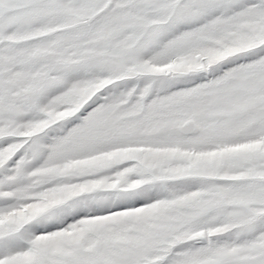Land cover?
Instances as JSON below:
<instances>
[{
	"label": "snow or ice",
	"instance_id": "6c2138e0",
	"mask_svg": "<svg viewBox=\"0 0 264 264\" xmlns=\"http://www.w3.org/2000/svg\"><path fill=\"white\" fill-rule=\"evenodd\" d=\"M0 264H264V0H0Z\"/></svg>",
	"mask_w": 264,
	"mask_h": 264
}]
</instances>
